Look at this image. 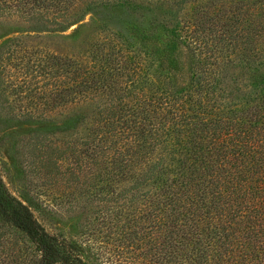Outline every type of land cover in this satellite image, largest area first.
I'll use <instances>...</instances> for the list:
<instances>
[{
  "label": "trees",
  "instance_id": "obj_1",
  "mask_svg": "<svg viewBox=\"0 0 264 264\" xmlns=\"http://www.w3.org/2000/svg\"><path fill=\"white\" fill-rule=\"evenodd\" d=\"M116 6L151 32L185 31L196 54L185 86L106 22L83 21ZM0 97L27 180H58L64 161L75 184L82 170L86 183L112 181L106 209L131 227L135 257L264 264V0H0ZM30 186L14 194L0 166L3 261L97 264L38 219Z\"/></svg>",
  "mask_w": 264,
  "mask_h": 264
},
{
  "label": "rangeland",
  "instance_id": "obj_2",
  "mask_svg": "<svg viewBox=\"0 0 264 264\" xmlns=\"http://www.w3.org/2000/svg\"><path fill=\"white\" fill-rule=\"evenodd\" d=\"M88 20H93L94 23L106 22L111 29L120 32L121 38L128 40L131 47L138 48L153 58L154 71L159 70L166 74L177 86L183 87L187 84L190 64L196 54L188 46L184 30L158 28L157 31L151 32L145 21L137 20L136 16L131 15L128 9L122 6L103 7L96 13L88 12L83 21ZM76 25H71L65 33L71 32ZM8 99L16 105L29 100L19 98L16 94L8 95ZM18 136L13 128L0 130L2 177L14 194H18L17 189L26 188L30 183V194L38 199L41 205L35 214L49 231L60 232L66 238L80 244L85 253L97 264H147L142 256L135 257L139 250L129 246L126 235L131 227L122 228L121 220L115 217L112 209H106L108 205L114 204L115 192L111 190L114 185L112 181L106 187H101L103 181L94 179L86 183L82 170L79 172L80 182L75 184L67 180L68 172L72 170L67 168L69 163L62 161L58 164L60 170H64L66 174L62 173L58 180L39 176L35 172L28 176L29 182L24 169L30 164L25 162L19 164L12 156V143ZM75 166L74 163L73 167ZM86 188L88 191H85ZM79 191H82L81 195ZM11 232L12 230L6 231L5 237H16ZM15 240V248L20 246L24 249L26 246L27 252L33 249L29 241L20 237H16ZM4 244L0 245V264H6L5 259L3 261L6 252L3 251Z\"/></svg>",
  "mask_w": 264,
  "mask_h": 264
}]
</instances>
